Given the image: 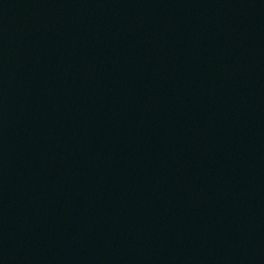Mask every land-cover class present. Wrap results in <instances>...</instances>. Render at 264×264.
Masks as SVG:
<instances>
[{
	"label": "water",
	"instance_id": "95a60500",
	"mask_svg": "<svg viewBox=\"0 0 264 264\" xmlns=\"http://www.w3.org/2000/svg\"><path fill=\"white\" fill-rule=\"evenodd\" d=\"M0 264H264V0H0Z\"/></svg>",
	"mask_w": 264,
	"mask_h": 264
}]
</instances>
